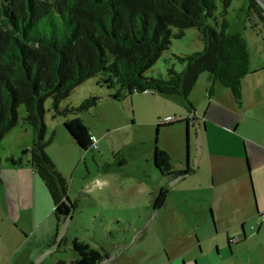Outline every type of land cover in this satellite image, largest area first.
<instances>
[{
    "label": "rangeland",
    "instance_id": "rangeland-1",
    "mask_svg": "<svg viewBox=\"0 0 264 264\" xmlns=\"http://www.w3.org/2000/svg\"><path fill=\"white\" fill-rule=\"evenodd\" d=\"M246 6L244 0H232L225 16L228 31L240 33L248 64L254 66L264 59V31L251 27ZM170 40L146 76H165L168 67L182 71L184 63L175 56L203 47L196 28L181 37L171 35ZM207 75H199L189 95L196 117L177 95L147 91L113 99V90L98 85L96 77L74 87L59 102L60 114L55 115L46 99L44 139L51 141L45 153L74 204L69 216L58 220L35 169L12 166L8 160L11 156L26 163L31 155L34 134L23 120L25 106L18 105L17 124L0 140V264H71L77 256L71 246L74 238L99 250L105 264H186L192 259L198 264H264V165L251 169L253 194L243 176L245 207L236 179L243 158L228 153L221 173L212 178L205 141L197 131L209 103ZM91 97L99 101L89 110L71 111ZM76 117L96 138V148L82 150L65 129L64 121ZM166 117L180 120L157 127ZM184 118H188L187 136ZM240 131L264 139V122L253 127L249 118ZM155 146L167 151L174 170H183L187 158L193 169L168 186L167 202L157 211L151 207L157 178L149 164ZM149 170L154 181L147 178Z\"/></svg>",
    "mask_w": 264,
    "mask_h": 264
},
{
    "label": "trees",
    "instance_id": "trees-1",
    "mask_svg": "<svg viewBox=\"0 0 264 264\" xmlns=\"http://www.w3.org/2000/svg\"><path fill=\"white\" fill-rule=\"evenodd\" d=\"M251 27L264 31V8L257 0H244ZM264 3V0H262ZM232 0H0V140L17 124V107L26 108L23 120L34 134L25 163L8 157L12 166L35 169L51 196L53 215L67 218L74 208L66 183L45 153L44 102L58 111V104L83 81L96 77L100 86L113 90V99L133 92L152 91L177 95L186 108L196 81L207 72V97L213 85L228 89L242 105L241 79L252 71L245 41L239 32L228 31L226 13ZM221 9L222 18L217 17ZM189 28L199 30L202 50L175 56L182 71L168 67L165 76L146 72L170 46V36L181 37ZM173 29L177 31L172 34ZM98 97L83 100L71 111L85 112ZM180 120V119H179ZM177 120V121H179ZM187 119L183 121L186 122ZM170 123H159L171 125ZM65 129L75 143L87 150L93 136L79 118L66 119ZM152 164L167 176L191 172L174 170L171 157L155 146ZM160 189L154 209L165 202ZM77 254L71 264H98L104 255L87 243L71 241Z\"/></svg>",
    "mask_w": 264,
    "mask_h": 264
},
{
    "label": "crops",
    "instance_id": "crops-1",
    "mask_svg": "<svg viewBox=\"0 0 264 264\" xmlns=\"http://www.w3.org/2000/svg\"><path fill=\"white\" fill-rule=\"evenodd\" d=\"M249 68L252 72L241 79L242 105L237 107L230 91L221 84L215 83L210 96L207 97L209 99V103L206 105V109L203 111L200 121L197 122L198 134H200L202 140L205 141V152L209 155L207 167L209 168V171L213 172V174L211 173L212 178L214 174L219 175L221 173V167H224L223 162L224 159L227 158L228 153L238 160L241 158L244 159L243 168L240 167L236 174V179L241 186L240 195L243 207L247 206L245 205L246 183H244V187L243 176L245 174L248 177L249 187L251 185L252 190H250L253 194V186L250 177L251 169L264 165V139L253 138V136H248V134L240 131L244 121H248L249 118L253 121V127H255L258 122H264V59L257 65H249ZM192 114L196 117L194 107ZM184 119H187L185 132L187 136L189 132L188 118ZM149 164L151 171L157 178V181L154 183L155 187L153 188L155 189V192L152 193L151 199L152 210L157 211L164 206L165 202H167V198L170 193L168 186L178 177L174 178L167 176L166 174H162L160 170H157V168L153 166L152 160L149 161ZM184 164L185 167L188 166L191 169L188 158L185 160ZM151 171L147 174V178H152L154 181ZM191 173H193V169H191V172L188 174ZM160 189H166L167 191L165 202H163L160 207L154 209L152 203ZM254 203L255 211L258 213L256 206L257 202L254 201ZM261 223L262 222H259V225H261ZM241 227V240L243 241L245 240L246 235L244 233L243 224ZM227 242L228 245H231L232 240L227 238ZM106 261L107 259L103 257L98 264H105ZM186 264H198V262L193 261L192 259Z\"/></svg>",
    "mask_w": 264,
    "mask_h": 264
},
{
    "label": "built area",
    "instance_id": "built-area-1",
    "mask_svg": "<svg viewBox=\"0 0 264 264\" xmlns=\"http://www.w3.org/2000/svg\"><path fill=\"white\" fill-rule=\"evenodd\" d=\"M166 121H168V123H170V122H172V119L166 117L165 122ZM96 143H97V140H96V138L93 137V143H91V147L96 148Z\"/></svg>",
    "mask_w": 264,
    "mask_h": 264
},
{
    "label": "water",
    "instance_id": "water-1",
    "mask_svg": "<svg viewBox=\"0 0 264 264\" xmlns=\"http://www.w3.org/2000/svg\"><path fill=\"white\" fill-rule=\"evenodd\" d=\"M259 2V4L264 8V3L262 0H257Z\"/></svg>",
    "mask_w": 264,
    "mask_h": 264
},
{
    "label": "flooded vegetation",
    "instance_id": "flooded-vegetation-1",
    "mask_svg": "<svg viewBox=\"0 0 264 264\" xmlns=\"http://www.w3.org/2000/svg\"><path fill=\"white\" fill-rule=\"evenodd\" d=\"M166 172H162V174H165Z\"/></svg>",
    "mask_w": 264,
    "mask_h": 264
}]
</instances>
